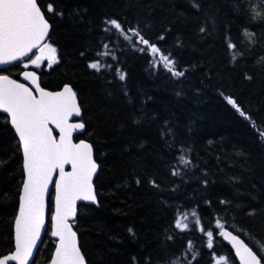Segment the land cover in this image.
<instances>
[{"label":"trees","instance_id":"16d2710c","mask_svg":"<svg viewBox=\"0 0 264 264\" xmlns=\"http://www.w3.org/2000/svg\"><path fill=\"white\" fill-rule=\"evenodd\" d=\"M48 2L65 15L51 21L61 62L52 69L45 62L42 86L73 85L86 125L75 141L91 143L100 165L94 182L99 204L80 205L74 224L87 264H170L193 253L198 264H215L220 256L237 264L218 235L217 220L264 254V0ZM105 17L139 25L186 69L185 77L173 78L162 67L151 70L148 57L124 45L116 55L125 81L88 69L105 39L100 31ZM161 34L165 39L158 41ZM87 49L92 51L81 58L79 52ZM221 93L237 99L254 124ZM137 117L140 122L133 123ZM5 119L0 114V257L13 250L22 165L18 140ZM165 122L172 148L161 138ZM181 146L191 164L174 176ZM185 211L193 230L175 234L169 226ZM193 211L206 231L214 230L211 250L194 227ZM166 234L175 235L174 241ZM189 241L193 247L185 253ZM53 250L48 227L33 264H47Z\"/></svg>","mask_w":264,"mask_h":264},{"label":"snow or ice","instance_id":"6c2138e0","mask_svg":"<svg viewBox=\"0 0 264 264\" xmlns=\"http://www.w3.org/2000/svg\"><path fill=\"white\" fill-rule=\"evenodd\" d=\"M75 14L80 15L78 11ZM64 15L48 0H0V113L6 114L5 125H10L15 137H18L17 147L22 156L19 204L14 217V249L0 258V264H30L34 250L43 242L42 232L48 231L46 209L49 208V186L53 184L55 196L54 209L50 213V236L55 238V244L49 264H87L77 231L74 230V221L78 201L99 204L94 176L100 165L94 158L91 143L73 140V134L86 127L73 85L63 82L57 86L58 90H48L42 86L41 79L45 74V62L47 69L61 62L58 46L52 39L55 27L51 21L55 17L63 19ZM101 24L100 31L105 34V39L95 52L96 58L86 65L94 73L107 72L114 79L125 81L126 73L116 55L118 51L125 50L124 45L148 57L151 70L162 67L173 78L185 77L186 69L178 68L175 57L171 53L166 54L157 43L146 38L139 25L132 26L114 17H105ZM200 32L205 33L206 29L201 27ZM164 39L163 34L157 37L158 41ZM227 46L236 48L233 43ZM91 51H80L79 56L86 58ZM14 70L16 78H13ZM245 78L251 79L247 75ZM123 94L128 96L127 90ZM221 96L240 117L254 124L237 99L223 93ZM73 117L81 119L74 122ZM140 119L137 117L133 123H139ZM160 134L168 147L172 148V144L168 143L172 133L167 122ZM177 152L179 154L175 157L172 170L174 176L181 175L182 170L191 164L182 146ZM67 165H70V171H66ZM140 182L137 179L136 183ZM149 183L159 187L154 179ZM191 217L194 227H198L199 232L206 236L207 249H213L214 230H205L197 212L193 211ZM169 227L175 234L193 230L190 229L186 211L177 216ZM215 228L219 237L231 245L238 264H264V254L258 255L253 247L228 230L225 224L217 220ZM128 231L134 235L131 228ZM165 239L174 241L175 235L166 234ZM192 247L189 241L185 253L190 252ZM261 252L264 253V248ZM192 261L198 264L195 253L190 257L181 255L170 264H192ZM215 264H228V261L220 256Z\"/></svg>","mask_w":264,"mask_h":264},{"label":"water","instance_id":"95a60500","mask_svg":"<svg viewBox=\"0 0 264 264\" xmlns=\"http://www.w3.org/2000/svg\"><path fill=\"white\" fill-rule=\"evenodd\" d=\"M21 80H22V77L20 78ZM23 82V81H22ZM78 102H79V100H78ZM0 114H2V113H0ZM3 116H5L6 117V114H2ZM81 118L80 117H73V121L75 122V121H79ZM10 126V125H9ZM12 130V129H11ZM13 131V133H14V130H12ZM84 132H85V129L84 130H78L77 132H75L74 134H73V140H74V142H79V140L78 141H75V137L77 136V135H83L84 134ZM54 134H56V133H54ZM15 135V134H14ZM17 138V140H18V137H16ZM83 140V139H82ZM87 142V141H86ZM93 155H94V150H93ZM22 157V156H21ZM94 158H95V156H94ZM66 171H70V165H67L66 166ZM98 172H99V169H98ZM98 172H97V174H98ZM97 174H96V176H94V182H95V179H96V177H97ZM54 179H55V177H54ZM54 196H55V190H54V184L53 185H50L49 186V198H48V204H49V201L51 202V204H52V210L54 209ZM18 204H19V196H18ZM80 205H89V206H94V207H97V205H92V204H90V202H84V201H78L77 202V209L79 208V206ZM17 210H18V207H17ZM17 212V211H16ZM51 213V212H50ZM50 213H49V208L48 209H46V228L48 229V227H49V237H50V239L54 242V244H55V238H52L51 236H50ZM77 215H78V210H77ZM76 220H77V217H76V219H75V221H74V224H75V222H76ZM48 222H49V224H48ZM48 232V231H47ZM47 232H42V241H43V238L45 237V235L47 234ZM12 238H13V249H14V221H13V225H12ZM221 240H222V238H221ZM78 241H79V237H78ZM223 241V240H222ZM224 243H225V245L230 249V251L232 252V254H233V256H234V250H232L231 249V245L227 242V241H223ZM41 244L42 243H39L38 244V247H37V249L36 250H34V253H33V257L31 258V260H30V264H33V261H34V259H35V256H36V254H37V251L39 250V248H40V246H41ZM53 252H54V250H53ZM52 252V253H53ZM9 254V253H8ZM3 257V256H2ZM2 257H0V258H2ZM234 258H235V256H234ZM235 260H236V262H237V264H238V259H236L235 258ZM49 262H50V260H49ZM49 262L47 263V264H49Z\"/></svg>","mask_w":264,"mask_h":264}]
</instances>
